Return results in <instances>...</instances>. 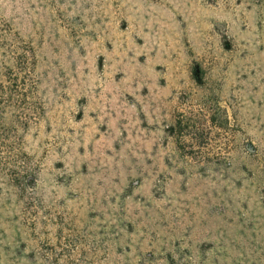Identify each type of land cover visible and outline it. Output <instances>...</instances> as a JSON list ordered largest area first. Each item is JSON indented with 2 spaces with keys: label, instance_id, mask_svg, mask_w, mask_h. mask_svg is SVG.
<instances>
[{
  "label": "rangeland",
  "instance_id": "rangeland-1",
  "mask_svg": "<svg viewBox=\"0 0 264 264\" xmlns=\"http://www.w3.org/2000/svg\"><path fill=\"white\" fill-rule=\"evenodd\" d=\"M0 264H264V0H0Z\"/></svg>",
  "mask_w": 264,
  "mask_h": 264
}]
</instances>
